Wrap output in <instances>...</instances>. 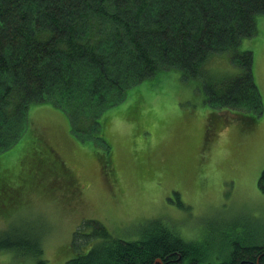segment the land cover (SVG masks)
<instances>
[{
    "label": "rangeland",
    "instance_id": "374dc122",
    "mask_svg": "<svg viewBox=\"0 0 264 264\" xmlns=\"http://www.w3.org/2000/svg\"><path fill=\"white\" fill-rule=\"evenodd\" d=\"M257 29L242 48L253 53L254 79L264 104V16L258 18ZM207 64L217 78L238 72L227 53L213 55ZM207 94L209 102L196 82H187L178 71L162 72L129 90L124 103L101 111L110 120L106 138L96 137L95 129L87 135L73 133L68 105L32 106L22 140L0 155V175L7 174L9 185L18 188L2 199L0 237L21 244L32 240L42 246V259L63 264L99 225L130 240L162 220L186 241L197 242L210 259L227 260L228 251H221L225 237L234 236L238 244L250 240L248 232L264 234V193L259 188L264 111L250 124L251 116L214 110L208 130L211 106L218 105ZM186 96L191 98L177 101ZM200 101L208 105L203 110L207 114L171 122L174 113ZM88 116H81L87 125ZM92 118L93 123L98 120ZM76 135L90 142H78ZM33 140L38 147L29 151ZM39 159L44 163H35ZM94 221L100 224H87ZM78 230L83 238L79 236L76 247ZM31 251L14 245L11 251H0V264H36Z\"/></svg>",
    "mask_w": 264,
    "mask_h": 264
},
{
    "label": "trees",
    "instance_id": "16d2710c",
    "mask_svg": "<svg viewBox=\"0 0 264 264\" xmlns=\"http://www.w3.org/2000/svg\"><path fill=\"white\" fill-rule=\"evenodd\" d=\"M260 16L264 0H0V155L22 140L35 105H68L73 133L87 135L95 129L96 137L106 138L110 120L101 111L123 102L133 87L169 71L196 82L207 102V93L217 101L218 106L210 105L208 130L218 109L251 116L247 119L254 123L264 104L254 79L253 53L242 43L257 35ZM221 53L229 54L237 74L217 78L207 71L210 58ZM83 114H90L88 125L81 121ZM91 117L98 120L93 123ZM76 136L78 142H90ZM30 145L29 151L38 147L34 140ZM8 178L0 175V209L7 193L18 191ZM259 188L264 193V170ZM151 224L130 240L99 225L93 235L84 236L91 247L78 248L63 264H264V234L257 231L248 232L250 240L244 243L225 237L221 251H228V259L212 260L177 228L162 220ZM79 236L83 238L78 230L76 247ZM20 242L4 235L0 251L17 245L32 250L36 264H49L42 259V246Z\"/></svg>",
    "mask_w": 264,
    "mask_h": 264
},
{
    "label": "crops",
    "instance_id": "0c3cea01",
    "mask_svg": "<svg viewBox=\"0 0 264 264\" xmlns=\"http://www.w3.org/2000/svg\"><path fill=\"white\" fill-rule=\"evenodd\" d=\"M190 98L191 97H188V96H186L185 98H181L180 97L179 99H177V101L184 100V99H190ZM200 103L192 104L191 107L181 109V112L174 113L173 118H172L170 113H167L166 116H167V118H172L171 119L172 123L177 124V123H181L182 122L181 121L182 116H185V115H188V114H191V115L194 114L195 116H197L198 114L200 115L202 113L203 114H207V112H203V110H204V108L208 109V105L205 103V101L204 102L200 101ZM116 136L117 135L113 132L112 133V137L114 138V140H116Z\"/></svg>",
    "mask_w": 264,
    "mask_h": 264
},
{
    "label": "flooded vegetation",
    "instance_id": "af4514ba",
    "mask_svg": "<svg viewBox=\"0 0 264 264\" xmlns=\"http://www.w3.org/2000/svg\"><path fill=\"white\" fill-rule=\"evenodd\" d=\"M217 262H218V264H222L225 261L223 260V262L222 261H217ZM198 264H202V263H198Z\"/></svg>",
    "mask_w": 264,
    "mask_h": 264
}]
</instances>
